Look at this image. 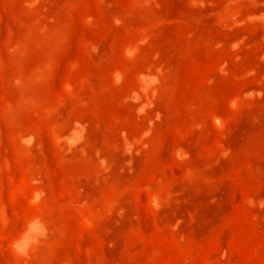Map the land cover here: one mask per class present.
Segmentation results:
<instances>
[{
  "label": "rangeland",
  "instance_id": "obj_1",
  "mask_svg": "<svg viewBox=\"0 0 264 264\" xmlns=\"http://www.w3.org/2000/svg\"><path fill=\"white\" fill-rule=\"evenodd\" d=\"M0 264H264V0H0Z\"/></svg>",
  "mask_w": 264,
  "mask_h": 264
}]
</instances>
